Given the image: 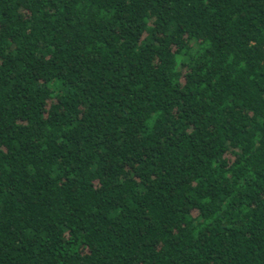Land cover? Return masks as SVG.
Returning a JSON list of instances; mask_svg holds the SVG:
<instances>
[{
    "label": "trees",
    "instance_id": "obj_1",
    "mask_svg": "<svg viewBox=\"0 0 264 264\" xmlns=\"http://www.w3.org/2000/svg\"><path fill=\"white\" fill-rule=\"evenodd\" d=\"M0 264H264V0H0Z\"/></svg>",
    "mask_w": 264,
    "mask_h": 264
}]
</instances>
